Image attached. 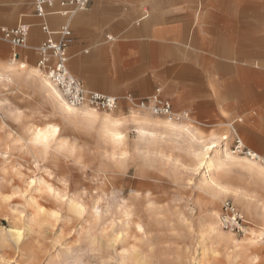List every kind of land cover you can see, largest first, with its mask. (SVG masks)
<instances>
[{
	"label": "rangeland",
	"instance_id": "rangeland-1",
	"mask_svg": "<svg viewBox=\"0 0 264 264\" xmlns=\"http://www.w3.org/2000/svg\"><path fill=\"white\" fill-rule=\"evenodd\" d=\"M210 7L215 12L226 8L228 13L241 9L235 2ZM228 23H233L225 30L232 42L229 64L235 62L232 50L239 36H244V50L251 49L247 42L252 32L260 41L258 53H243L251 66L245 63L239 71L250 83L241 100L254 106L253 116L229 117L221 111L223 54L218 50L197 53L196 67L181 68L182 91L177 99L171 98L175 110L188 113L172 120L183 124V131L159 130L146 123V131H141L134 118L169 119L129 106L122 99L125 94L115 110L79 106L77 113L66 115L43 89L14 81L12 69L2 72L0 264H190L202 248L205 256L223 257L236 253L233 243L247 242L252 243L247 257L254 260L234 264H264V180L232 164L219 172L220 179L248 195L213 196L196 154L210 137L221 135L227 136L224 145L230 148L235 132L264 156L252 141L264 135V21L256 22L255 28L252 21H244L239 31L235 22ZM13 49L0 40L5 63L14 61ZM236 72L228 67L229 76ZM82 110L93 111L95 118L85 117ZM104 117L118 120L122 143L103 130ZM50 126L61 131L33 143L35 131ZM226 199L243 213L248 232L239 235L222 229L226 238H215L207 231L206 214L211 208L218 217Z\"/></svg>",
	"mask_w": 264,
	"mask_h": 264
},
{
	"label": "crops",
	"instance_id": "crops-1",
	"mask_svg": "<svg viewBox=\"0 0 264 264\" xmlns=\"http://www.w3.org/2000/svg\"><path fill=\"white\" fill-rule=\"evenodd\" d=\"M32 2L0 0V22L15 23L11 26L0 25H30L26 46L14 48L11 53L14 61L5 63L0 54V75L12 69L14 81L28 82L48 95L41 84V70L37 66V46L46 35L39 25L41 19L34 15ZM231 2L241 6V9L228 13L226 8L215 12L210 7L215 5L222 8ZM245 5L248 6L246 12ZM43 20L52 30L64 23L69 25L72 39L67 47V66L87 89L120 97L126 93L146 96L159 87L162 97L169 99L173 108L172 98L177 99L182 91L179 83L181 68L196 67L198 63L194 57L197 53L218 50L223 54L220 56L219 80L221 111H225L229 117L253 116L254 106L241 100L247 89L245 85L250 83L245 82L239 74L245 68V63L248 67L250 65L244 61L243 53L251 51L255 54L260 51V41H256L258 34L252 32V39L247 42L251 49L248 50H244V36L238 37L236 49H231L232 53L237 54L233 58L235 62L229 64L227 54L232 42L226 31L233 28V23L228 22H235L237 31L244 28V21H252V27H258L256 22L264 21V0H91L85 10L71 16L48 14ZM216 31L225 33L215 35ZM53 37L58 38L57 35ZM229 66L236 68L235 76H229ZM18 90L25 91L22 88ZM52 99L65 113L59 102ZM139 121L138 127L141 128L146 123L159 130L168 129L166 124V127L163 125L166 120L161 123L148 119ZM258 138H252V141L264 150V135ZM242 163V160L234 159L228 166L238 164L250 176L264 180L261 174L249 171Z\"/></svg>",
	"mask_w": 264,
	"mask_h": 264
},
{
	"label": "built area",
	"instance_id": "built-area-1",
	"mask_svg": "<svg viewBox=\"0 0 264 264\" xmlns=\"http://www.w3.org/2000/svg\"><path fill=\"white\" fill-rule=\"evenodd\" d=\"M90 2L91 0H33L34 15L41 19L39 25L46 35V38L37 46L39 55L37 66L68 104L112 111L119 106V97L87 89L78 78L70 73L67 66V47L72 39L69 25L64 23L52 30L43 20L48 14L71 16L78 11L85 10ZM29 29L28 23H19L14 27L0 25V40L9 42L14 48L25 47ZM54 35L58 38L54 39ZM122 99L131 107H138L153 115L172 120L184 119L188 115L186 111L175 110L171 101L162 97L159 87L146 96H134L127 93ZM229 149L234 154L246 156L264 164V156L249 147L238 133H233ZM217 218L223 230L239 235L248 232L243 213L228 199L221 203Z\"/></svg>",
	"mask_w": 264,
	"mask_h": 264
},
{
	"label": "bare ground",
	"instance_id": "bare-ground-1",
	"mask_svg": "<svg viewBox=\"0 0 264 264\" xmlns=\"http://www.w3.org/2000/svg\"><path fill=\"white\" fill-rule=\"evenodd\" d=\"M41 84H43L47 90V93L51 98H54L57 103L61 106L64 114L70 115L78 112V109L72 107V105L68 104L60 95V93L57 91V89L52 86V84L49 82V80L45 76H41ZM76 107V106H75ZM81 113L84 114L85 117H88L90 119L95 118V113L90 110L82 111ZM168 119V118H166ZM137 120V119H136ZM135 120V121H136ZM136 122H141L139 119ZM152 125L154 124L153 121ZM164 122V121H163ZM149 123V122H148ZM156 123V122H155ZM161 123V122H160ZM118 124V120H109L108 118L104 117L102 120V126L103 130L110 135V137L113 140L112 133L115 130L120 136L123 137L122 132H120L116 125ZM166 124L169 130H186L185 126L173 122L172 119H169L163 123V125ZM160 126V125H159ZM165 126V125H164ZM165 126V127H166ZM160 128V127H159ZM54 129H56L55 126H50L48 128L43 129H37L35 131V138H39L41 142H45L47 138L50 136H53L55 133ZM139 129V128H138ZM145 130L144 128H141V131ZM146 131V130H145ZM176 132V131H175ZM227 138L226 135H221L217 137H211L209 140V144H201L200 148L196 150V154L199 158V164L203 165L205 168L207 178L206 182L214 192L213 196L215 195H224L226 193H233L236 195V198L238 196L246 197L248 194L241 190L238 187L231 186L225 182H223L219 177V172L224 170L228 164L234 160L237 159L234 154L229 148L225 147V139ZM238 155V154H237ZM242 156V155H241ZM247 159H245V158ZM242 160V164L247 167L249 171L254 170L255 173L261 174L262 177H264V164L253 160L249 157L242 156L240 157ZM206 220H207V231L213 235L215 238H226L224 234L222 233V229L219 226L217 214H215L211 208H209L208 213L206 214ZM19 236V231H18ZM17 236V237H18ZM236 241V240H235ZM252 243L247 242L244 243V245H239L237 243H233V246H235L236 253H232L228 256L223 257H217V256H205L204 255V249L202 248V251L200 252L199 258H194L190 262V264H234L237 263L236 261H243L245 258H248V261L251 262L254 260V256L247 257V249L249 245ZM179 260V259H178ZM174 262V261H172ZM156 263V262H155ZM179 263V262H178ZM245 263V262H244Z\"/></svg>",
	"mask_w": 264,
	"mask_h": 264
},
{
	"label": "snow or ice",
	"instance_id": "snow-or-ice-1",
	"mask_svg": "<svg viewBox=\"0 0 264 264\" xmlns=\"http://www.w3.org/2000/svg\"><path fill=\"white\" fill-rule=\"evenodd\" d=\"M54 131H55V132H60L61 129L56 128V129H54ZM112 137H113V141H114L115 143H117V144L122 143V142H123V139H124V138H123L122 136H120L115 130H114L113 133H112ZM33 143L39 144V143H41V141H40L39 138H36V139L33 141ZM33 183H34V182H33Z\"/></svg>",
	"mask_w": 264,
	"mask_h": 264
}]
</instances>
